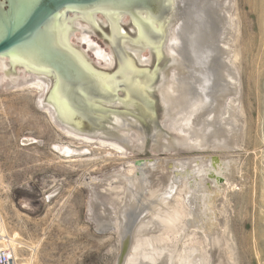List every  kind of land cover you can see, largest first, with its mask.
Listing matches in <instances>:
<instances>
[{"label": "rangeland", "instance_id": "374dc122", "mask_svg": "<svg viewBox=\"0 0 264 264\" xmlns=\"http://www.w3.org/2000/svg\"><path fill=\"white\" fill-rule=\"evenodd\" d=\"M13 1V11L19 14L22 20L29 19L42 3V0ZM102 1L108 8H116L118 2L120 8H131L135 2ZM212 1L202 0V3L205 2L202 5L205 10L203 9L204 17L200 23L204 43L210 48L219 43V39L225 34L223 27H226L225 13L220 10L224 3H219L224 0L215 1L217 7ZM229 2L228 14L234 18V30L232 37L227 40L236 55L234 66L236 65L238 74V94L236 120H231L234 124L230 122L231 127L234 125L233 136L226 138V148H223L222 140L219 143L222 149L217 150L210 146L211 149L204 150H187L180 146L167 152L162 148L155 150L153 132L159 136L161 133L167 134L168 142L177 140L179 144H183L181 136H177L179 132H167L173 112L169 110L166 89L160 79L162 71L175 70L169 46L178 27L175 23V28L167 30L173 20V12L175 16L177 14L174 6L166 18L164 42H167V46L164 45L162 56L156 57L153 51L147 50L143 53V65L136 64L139 70L148 71L153 77L154 89L147 91V96L150 97L149 108L139 100H136L137 105L133 109L125 106L124 103L129 102L130 98L124 91L116 94L120 105L117 101H113L114 104L109 106L95 100L97 110L105 114L94 113L93 116L98 119L95 122L76 116L70 123L71 127L94 136L89 145L83 141L81 143L84 136H66L61 127L54 125L44 113L46 110L40 107L41 102L37 104L39 95L19 90L22 84L35 79L19 67L9 70L8 61H3L5 70H0V223L9 234L17 233L21 238L23 247L19 251L20 258L31 255L26 246H35L37 250L34 251L32 264H117L121 251L118 233L113 228L101 231L96 225L99 215L113 218L117 211L116 208L110 209V206L105 204V198L109 196L102 189L103 184L114 176L119 179L128 176L131 164L135 165L136 162L155 167L156 169L149 167L155 170L151 173L154 172L153 178L162 180L171 172L175 162L216 156L225 157L235 163L234 180L231 183L224 182L222 202L218 203L222 213L218 212L217 216V224L220 225H217L218 244H210V247L209 239L203 232L187 228L188 231L185 230L184 234L190 238L184 240L185 246H195L196 253L202 252L211 264H264V0ZM138 5H146V2H139ZM206 7L207 10L209 8V13H206ZM128 19L125 16L121 26L126 36L134 41L136 36L132 30L133 24L128 22ZM5 27L0 23V29ZM202 28H205L204 31ZM56 34L51 24L46 39H30L31 43L23 46L21 55L26 56L24 50L35 52L41 55L50 67L65 73L67 84H80L77 68L65 59L54 45ZM211 36L212 40L209 39ZM109 37V29L100 26L99 29L95 28V34L89 42L95 44L98 51L105 56ZM77 38L79 34L75 38L71 37V44L81 51L87 50L85 53L98 72L110 76L115 74L112 55H106L105 61H100L98 57L97 60L96 55L93 56V52L83 46L85 42H81V46L79 42H75ZM109 58L111 68H103L107 66L105 62H109ZM218 58L220 60V57L215 56L212 62L218 63ZM210 66L212 65H209V71L215 67L218 69L214 70L220 69L219 64H215L214 68ZM1 76H5V80H1ZM9 76L11 82L7 80ZM217 79L220 80V73ZM15 80L17 84H13ZM215 84L208 85V93ZM49 91L50 87L44 92L43 99L47 98ZM108 112L125 118L132 117L138 121L145 134L140 149L135 145L137 140L129 144V136L137 138L141 130L134 126L123 128V134L119 132V136L115 132V126L120 124L114 125ZM221 127L225 128L223 125ZM99 141L116 142L123 151L112 152L94 144ZM60 147H68L77 154H62L58 150ZM92 199H96L97 204L104 203L105 206H96L99 209L97 211L96 207L91 206ZM100 210H105L107 214L98 213ZM144 219L146 224L142 234L151 235L150 231L155 224L151 223L149 213L145 214ZM223 225L225 229L221 228ZM168 238L167 246H174L175 238L172 235Z\"/></svg>", "mask_w": 264, "mask_h": 264}, {"label": "bare ground", "instance_id": "6f19581e", "mask_svg": "<svg viewBox=\"0 0 264 264\" xmlns=\"http://www.w3.org/2000/svg\"><path fill=\"white\" fill-rule=\"evenodd\" d=\"M229 1L219 2L220 4L224 3L220 10L225 13L227 18H224L226 27L222 26L225 29V34L224 36L222 35L221 40L219 39V43H217L219 45H212V48L210 46L206 47L200 27L205 7L202 5L205 2L202 3V0H164V5L167 6V13L161 18L153 19L145 13H138L142 21L149 27L150 33L147 35H144L141 29L132 21V30L136 36L134 41H131L126 36L121 26L126 15L114 14L110 16L115 26L113 27L114 32H112L109 18L108 25L104 26L110 28L108 41L110 43L116 42L120 47V57L115 52V50L118 52L117 48L112 50L114 56L112 59L115 64L114 71H116L112 76L98 72L93 67L85 50L81 51L71 44L70 37L73 36V25L79 28V24L76 22L77 19L73 20L72 18L69 19L70 22L65 23V20L60 22L65 16H61L59 20L52 23L57 33L54 45L85 76L87 81L84 84L70 85L64 83L59 85L58 79L53 72L44 68L33 67L27 61L21 60V57H23L21 52L17 56L12 55L8 58H0V70L1 72L5 70L3 61H8L9 70L12 71L19 67L29 74L35 81L22 84L19 90L30 91L39 95L37 96V104L41 102L40 107L46 110L44 113L48 115L54 125L64 130L63 132L66 133V136L73 138L75 136H84L85 138L81 140V143L83 141L86 144H90L94 136L92 137L90 136L91 134L83 133L79 129L71 127L70 123L76 116L95 122L98 119L93 116L94 113L105 114V112L97 110L98 107L94 105L95 100L109 106L114 104L112 103L113 101H117L116 103L120 105L121 102L116 94L124 91L130 98L129 102L124 103L125 106L133 109L137 105L135 104L136 100H139L146 108H149L150 97L148 98L147 91L154 89L152 88L153 77L149 75L148 71L139 70L136 64L143 65V53L147 50L153 51L156 57L162 56V49L164 45L167 46V42H164L167 26L166 18L174 6L177 14L175 16V12H173V17H171L173 20L167 26V30L175 28L176 23L178 28L174 40L169 46L172 51L173 68L175 70L162 71L160 79H162L161 81H163L166 89L169 110L173 112V118L169 120V130L167 132H179L177 136H181L183 144H179L177 140L168 142L167 138L169 137L167 134L161 133V136H163L161 138L159 134L153 132L155 150L162 148L164 152H167L177 146L187 148V150L211 148L217 150L222 149L219 146L222 140L223 148H226V138L233 136L232 128L234 125L231 127V120H236L235 108L238 94V74L235 68L236 65L234 66L236 55L227 40L232 37L231 33L234 30V18L232 19L231 14H228L230 11L228 7L230 6ZM216 3L214 4L216 5ZM208 10L206 7V13ZM78 15H92V27L94 30L95 28L99 29V23L94 20V13ZM211 15H213V11ZM119 20L120 25H118ZM206 21L208 22V20ZM50 27L51 25L46 30L49 31ZM77 32H79V38L75 42H79V46H81V42H85L88 50L93 52V56L96 55L95 58L98 57L100 61H105L106 57H104V54L98 51L95 44L89 42V34H93V32L89 28H83V30H77ZM43 36L41 35L40 38L43 39ZM211 38L212 36L209 39ZM24 51L26 59L34 60V56L37 53L30 50ZM215 56L220 57V60L218 58V63L217 61L212 62ZM105 64L107 66H103V68H111V58ZM215 64H219V71L214 70L218 69L217 67L214 68ZM209 65H212L210 67L214 69L209 71ZM219 73L220 80L218 81ZM1 80H5V76H1ZM7 80L11 82V76ZM13 84H17V80ZM214 84L215 86L211 87L212 91L208 93V85ZM48 87H50L49 94L46 99H43V96H45L44 92ZM7 88H11V86H7ZM163 108H167V106H163ZM109 114L114 125L120 124V126H115L117 134L119 132L123 134V128L132 126L141 130L137 134V138L129 136V144L133 140H137L135 145L140 149L145 134H143L138 121L132 117L125 118L116 113ZM232 121L234 122V120ZM222 125L225 128L221 127ZM94 144L112 152L123 151L116 142L99 141ZM58 150L65 155L77 154L75 153L76 151L69 150L68 147H60ZM131 166L128 170V176L122 179L114 176L103 184L102 189L109 196L105 198V204H107V207L110 206V209L116 208L117 210L114 213V217H100L101 215H99V218L96 219L97 221L95 220L97 227L101 231L109 228L116 230L121 244L123 240L129 243L131 241L127 251L125 250V254L121 258L120 264H211L202 252V254L196 253L195 246H185L184 240L189 239L190 236L185 235L184 231H188L187 228L201 231L209 239V245L218 244L219 231L217 229V221L219 219L217 216H219V213L222 214L219 211L218 207L220 206L218 203L222 202L224 182L231 183L234 180V161L225 159V157L217 158L216 156L178 161L173 163L171 172L162 180L153 178L154 172L153 174L151 173L156 169L153 166L143 163L139 164L138 162L135 165L131 164ZM95 200L92 199V207L105 206L104 203L97 204ZM98 213L107 214H105V210H100ZM146 213H149L151 223L155 224L153 225V229L154 227L155 229L149 230L152 233L151 235L149 233L148 235L142 234L144 233L142 232L143 226L146 224L144 219ZM98 228L97 230H99ZM221 228L225 229L224 225ZM0 231L7 237L6 242L14 252L16 264H32L36 247L30 248L26 246L29 248L31 255L27 258H20L19 251L23 247L21 238L17 233L9 234L3 226H0ZM170 235L176 240L175 245L172 247L170 245V247L167 246L166 243ZM170 238L173 240L172 237ZM22 260L27 262L21 263Z\"/></svg>", "mask_w": 264, "mask_h": 264}, {"label": "water", "instance_id": "95a60500", "mask_svg": "<svg viewBox=\"0 0 264 264\" xmlns=\"http://www.w3.org/2000/svg\"><path fill=\"white\" fill-rule=\"evenodd\" d=\"M9 1L11 2V0ZM139 2H146V5H138ZM119 5L118 2L116 8H108L102 0H42L39 8L27 20H22L19 14L11 12L10 3L7 11H4L0 7V23L6 26L0 29V58H8L12 55L17 56L26 43H31L29 42L30 39L38 38L41 35H44L43 39H46L49 32L46 28L52 24L54 17L62 10L83 15L87 13L126 15L141 29L144 35L150 33V30L147 24L139 17L138 13H145L153 19L161 18L167 13V6L164 5V0H135L131 8H120ZM61 55L69 61V58L64 53L61 52ZM22 58L21 60L27 61L33 67L44 68L53 72L58 79L59 85L66 83V74L50 67L42 59L41 55L37 54L34 56V60L31 61L25 57ZM77 72L79 73L78 78L81 84H84L87 81L85 80V76L80 71L77 70ZM138 163L140 164L141 162ZM129 244L128 241H122L117 264H120L121 258L125 254V250L127 251Z\"/></svg>", "mask_w": 264, "mask_h": 264}, {"label": "flooded vegetation", "instance_id": "af4514ba", "mask_svg": "<svg viewBox=\"0 0 264 264\" xmlns=\"http://www.w3.org/2000/svg\"><path fill=\"white\" fill-rule=\"evenodd\" d=\"M12 2V3H11ZM11 2L9 1V0H0V7L1 8H3L4 9V11H7L8 9H9V3H10V5H11V12H13L14 13V8H13V6H14V1L13 0H11ZM42 2V1H41ZM0 11H1V9H0ZM87 13V12H86ZM88 14V13H87ZM86 14V15H87ZM114 15V14H113ZM113 15H99V14H95V16H94V20L96 21V23H99V26H106V25H108L107 24V22H108V19L110 18V16H113ZM115 15H117V14H115ZM61 16H65V17H63L61 20H60V22L62 21L63 22V20H65L66 22L65 23H67V22H70V20L69 19H77L76 20V22H77V24H79V28H77V26H75V25H73V31H72V34H73V36H75L76 37V35L77 34H79V32H77V30H83V28H89V30H91V32H93V34H89V39H91V36L92 35H94L95 34V30L93 29V27H92V15H89V16H82V15H78L77 13H74V12H72V11H65V10H62L60 13H58L57 15H56V17H54V19H53V21H52V23H55L57 20H59L60 18H61ZM78 17V18H76V17ZM59 22V23H60ZM128 22H131L132 23V21H130V18L128 19ZM100 24H102V25H100ZM118 25H120V20L118 21ZM110 26H111V30H112V32H114V26H115V23H114V21L110 18ZM106 28H108V27H106ZM109 29V31H110V28H108ZM73 36H71L72 38H73ZM71 37H70V41H71ZM114 44V45H113ZM106 45H107V47H108V51H105V54L106 55H112L111 56V58L112 57H114L113 56V54H112V50L114 49L115 50V48H117V50H118V52L115 50V52L117 53V55H118V57H120V53H119V49H120V47H119V44L118 43H116V42H114V43H110L109 41L106 43ZM83 46L84 47H87V45L85 44H83ZM115 46V47H114ZM85 52H87V50L85 51ZM106 55L104 56V57H106ZM97 60H98V58H96ZM106 60H107V57H106ZM115 65V64H114ZM113 67V66H112ZM113 68H115V67H113Z\"/></svg>", "mask_w": 264, "mask_h": 264}, {"label": "built area", "instance_id": "2783aa9c", "mask_svg": "<svg viewBox=\"0 0 264 264\" xmlns=\"http://www.w3.org/2000/svg\"><path fill=\"white\" fill-rule=\"evenodd\" d=\"M6 241L7 237L0 231V264H16L14 252Z\"/></svg>", "mask_w": 264, "mask_h": 264}]
</instances>
